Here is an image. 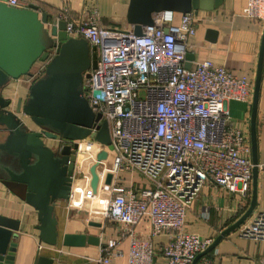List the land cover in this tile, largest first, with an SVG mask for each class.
I'll return each mask as SVG.
<instances>
[{"label":"built area","instance_id":"1","mask_svg":"<svg viewBox=\"0 0 264 264\" xmlns=\"http://www.w3.org/2000/svg\"><path fill=\"white\" fill-rule=\"evenodd\" d=\"M0 2L20 8L18 0ZM240 15L264 25V0H247ZM58 21L64 22L67 38L83 39L94 48L95 66L83 79L82 94L90 111L100 116L90 133L105 121L111 146L108 150L91 137L74 142V152L81 155L107 152V168L98 176L102 189L84 200L94 205L90 216L121 227L115 239L99 245L92 261L110 264L122 257L119 245L125 241V264H154L152 239L165 235L159 251L163 264H191L212 242L183 231L185 213L203 185L243 200L251 191V146L243 132L230 127L225 108L228 101L249 102L251 81L207 60L185 69L189 39L195 34L192 12L181 15L176 25L171 13L155 14L140 36L102 28L94 7L80 10L75 18L63 7L52 24ZM43 70L40 63L31 76L13 81L31 84ZM9 100L13 109L15 99ZM261 119L264 123V111ZM53 142L58 147L72 144L57 137ZM106 173L112 176L103 186ZM119 173L138 174L149 187H123L117 182ZM80 179L87 182L83 169ZM141 220L148 225L144 235L134 229ZM235 232L264 241V213L253 214ZM199 264L211 262L202 258Z\"/></svg>","mask_w":264,"mask_h":264},{"label":"water","instance_id":"2","mask_svg":"<svg viewBox=\"0 0 264 264\" xmlns=\"http://www.w3.org/2000/svg\"><path fill=\"white\" fill-rule=\"evenodd\" d=\"M222 0H129L125 20L134 36L141 35V28L152 25V17L162 12L180 15L212 11ZM208 41L216 33L205 32ZM264 34L253 93L251 117L252 182L249 206L231 225L223 229L211 244L199 253L191 264L210 252L220 239L243 225L253 215L257 202V159L255 144V112L258 100ZM185 69L189 68L190 55L186 54ZM44 63L42 75L29 86L26 96L11 101L2 95V89L11 80L31 76L34 63ZM95 66L94 48L83 39L67 38L64 22L50 24L45 13L36 7L11 8L0 2V183L12 195L31 207L37 214L38 244L55 246L57 222L54 216L56 201L69 199L76 144L91 137L108 150L111 149L106 122L97 126L95 134L90 128L99 121L83 97L82 82ZM27 119L36 131H31L20 119ZM60 138L71 145L46 146L44 140ZM104 153L97 160L104 158ZM89 187L93 195L98 188L94 167L89 168ZM111 174L106 173L103 186H108ZM93 227L100 224L95 220ZM18 232L16 220L0 215V264H12L15 239ZM96 237L65 234L64 247L98 245ZM52 260L35 254L32 264H51Z\"/></svg>","mask_w":264,"mask_h":264},{"label":"crops","instance_id":"3","mask_svg":"<svg viewBox=\"0 0 264 264\" xmlns=\"http://www.w3.org/2000/svg\"><path fill=\"white\" fill-rule=\"evenodd\" d=\"M20 8L29 5L36 7L39 13H45L49 23L52 24L59 11L65 7L75 18L82 9L96 8L99 26L106 29L129 31L125 15L129 0H18ZM247 0H222L220 6L212 11L192 12L195 18V34L189 39L192 45L189 50L191 60L189 68L194 62L210 61L221 66L233 76H245L251 81V96L249 102L228 101L225 103L228 124L230 127L243 132L251 146V117L253 107L254 84L257 75L259 54L264 34V25L257 21L246 19L240 15ZM180 14L172 13V24L176 25ZM212 30L216 33L214 41H208L205 32ZM40 66L34 63L31 71ZM11 90H2L5 98H24L31 84L25 81L15 83L13 80ZM264 48L260 74L258 100L255 112V144L257 159V202L253 214L264 213ZM23 122L25 119L20 117ZM36 131V128L29 127ZM46 146H50L45 141ZM252 161V153H251ZM84 160L80 153H75L74 175L72 177L69 199L56 201L54 216L57 222V238L55 246L40 244L37 249L38 232L35 230L37 214L31 207L7 191L0 183V215L16 220L18 232L15 239V251L12 264H32L35 254L52 260L51 264H96L92 259L99 255V245L109 239H115L121 227L111 221H98L87 214L85 196L91 191L85 181L80 179V172L84 167ZM78 174L77 178L76 175ZM117 182L123 187L134 191L146 189L149 185L138 175L119 173ZM103 185V181H102ZM99 186V183H98ZM251 192L246 200L236 194H229L206 183L200 189L196 199L185 213L183 231L212 241L219 233L231 225L249 206ZM206 212V217L203 216ZM91 220L97 221L100 226L90 225ZM139 235L147 233L148 225L141 220L135 227ZM65 234H76L96 237L98 245L84 244L82 247H64L61 238ZM167 237L159 235L152 239V246L156 252L154 264H163L159 254L161 247L166 243ZM119 249L122 257L113 260L110 264H125L127 243L121 242ZM208 259L211 264H260L264 258V241L240 238L235 230L223 236L216 246L200 259Z\"/></svg>","mask_w":264,"mask_h":264},{"label":"rangeland","instance_id":"4","mask_svg":"<svg viewBox=\"0 0 264 264\" xmlns=\"http://www.w3.org/2000/svg\"><path fill=\"white\" fill-rule=\"evenodd\" d=\"M11 81V80H10ZM9 81V82H10ZM9 82L5 85V87L4 88H6V90L7 89H9L8 91H10L11 90V86H12V84H9ZM3 88V89H4ZM2 89V90H3ZM26 121V120H25ZM25 124H26V126L29 128V127H33V128H35L30 122H25ZM46 142H48L49 144H53L54 145V142L52 141V140H45ZM96 150L95 151H93V152H88V153H84V155L82 154V157H83V160H84V167H83V170L86 172V175H87V184H88V182L90 181V179H91V176H90V173H89V168L90 167H94V172H95V174L97 175V176H99L100 175V173L102 172V170H103V168L105 169V168H107V165H108V155H107V152L104 150V149H100L98 152H96ZM101 153H104L105 155H104V158L103 159H100L99 161H97L96 159H95V157H97L99 154H101ZM81 155V154H80ZM77 176H78V174L76 175V178H77ZM98 180H99V177H98ZM88 186H89V184H88ZM91 189V188H90ZM101 189H102V186H100V187H98V188H96V191L97 192H100L101 191ZM90 193H92L91 191L88 193V194H90ZM86 197H89V196H86ZM88 206H87V212L88 211H90L91 209H95V208H93V206L94 205H89V204H87ZM93 211V210H92ZM87 214H89V213H87Z\"/></svg>","mask_w":264,"mask_h":264},{"label":"bare ground","instance_id":"5","mask_svg":"<svg viewBox=\"0 0 264 264\" xmlns=\"http://www.w3.org/2000/svg\"><path fill=\"white\" fill-rule=\"evenodd\" d=\"M95 159L97 160V157H95ZM97 161H99V160H97Z\"/></svg>","mask_w":264,"mask_h":264},{"label":"flooded vegetation","instance_id":"6","mask_svg":"<svg viewBox=\"0 0 264 264\" xmlns=\"http://www.w3.org/2000/svg\"><path fill=\"white\" fill-rule=\"evenodd\" d=\"M26 121H28L27 119H26ZM29 122V121H28ZM44 143H45V140H44Z\"/></svg>","mask_w":264,"mask_h":264},{"label":"trees","instance_id":"7","mask_svg":"<svg viewBox=\"0 0 264 264\" xmlns=\"http://www.w3.org/2000/svg\"><path fill=\"white\" fill-rule=\"evenodd\" d=\"M251 192V191H250Z\"/></svg>","mask_w":264,"mask_h":264}]
</instances>
